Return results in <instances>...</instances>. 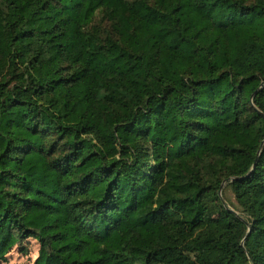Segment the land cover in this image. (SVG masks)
I'll use <instances>...</instances> for the list:
<instances>
[{"label":"trees","instance_id":"trees-1","mask_svg":"<svg viewBox=\"0 0 264 264\" xmlns=\"http://www.w3.org/2000/svg\"><path fill=\"white\" fill-rule=\"evenodd\" d=\"M263 141L264 0H0V262L264 264Z\"/></svg>","mask_w":264,"mask_h":264},{"label":"rangeland","instance_id":"rangeland-1","mask_svg":"<svg viewBox=\"0 0 264 264\" xmlns=\"http://www.w3.org/2000/svg\"><path fill=\"white\" fill-rule=\"evenodd\" d=\"M224 187L221 190V196L223 191L222 199L224 200L225 204L235 208L236 203L231 190L227 187ZM25 246L28 248L27 255H22L14 250L7 256V259L4 262H0V264H33L37 256L38 244L33 240H29Z\"/></svg>","mask_w":264,"mask_h":264},{"label":"water","instance_id":"water-1","mask_svg":"<svg viewBox=\"0 0 264 264\" xmlns=\"http://www.w3.org/2000/svg\"><path fill=\"white\" fill-rule=\"evenodd\" d=\"M264 143V141L262 142V144ZM262 144H261V146H262ZM261 146H260V148H261ZM254 167V166H253ZM230 181H233V179H230ZM226 185V182H224V183H222V185L220 186V190H219V197L221 198V201H222V203H223V205H226L225 204V202H224V200L222 199V196H221V190L223 189V187ZM229 211L231 212V213H233V214H236V212L234 211V210H232V209H229Z\"/></svg>","mask_w":264,"mask_h":264}]
</instances>
